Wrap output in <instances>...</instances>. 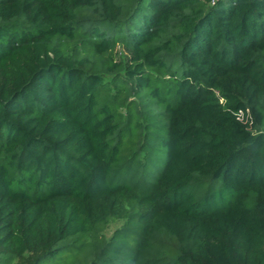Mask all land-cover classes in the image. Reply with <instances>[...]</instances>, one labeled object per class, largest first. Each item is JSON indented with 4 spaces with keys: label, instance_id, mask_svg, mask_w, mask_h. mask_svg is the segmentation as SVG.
<instances>
[{
    "label": "trees",
    "instance_id": "16d2710c",
    "mask_svg": "<svg viewBox=\"0 0 264 264\" xmlns=\"http://www.w3.org/2000/svg\"><path fill=\"white\" fill-rule=\"evenodd\" d=\"M0 264H264V0H0Z\"/></svg>",
    "mask_w": 264,
    "mask_h": 264
},
{
    "label": "rangeland",
    "instance_id": "374dc122",
    "mask_svg": "<svg viewBox=\"0 0 264 264\" xmlns=\"http://www.w3.org/2000/svg\"><path fill=\"white\" fill-rule=\"evenodd\" d=\"M124 49H123V47L120 45V46H118V48H117V52L120 54V53H123L124 54ZM119 60H120V58H119V55L116 57V61L117 62H119ZM152 115V114H151ZM154 115V114H153ZM163 121L164 120H162L161 118H157V117H151L150 118V124L152 125V127L154 128L155 126L157 127V128H160V126H161V124L163 123ZM155 125V126H154ZM157 128H154V130L155 129H157ZM151 172H156V165L154 164L153 165V167H152V169L150 170ZM123 222L122 221H120V220H118V221H115V222H112L110 225H109V227H108V229L106 230V231H104V236L106 237V238H110L112 235H113V233L117 230V229H119V228H121L122 226H123Z\"/></svg>",
    "mask_w": 264,
    "mask_h": 264
}]
</instances>
